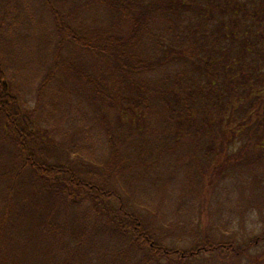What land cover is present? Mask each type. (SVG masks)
<instances>
[{
  "label": "trees",
  "instance_id": "trees-1",
  "mask_svg": "<svg viewBox=\"0 0 264 264\" xmlns=\"http://www.w3.org/2000/svg\"><path fill=\"white\" fill-rule=\"evenodd\" d=\"M35 1L46 16L39 17L45 31L37 33L50 63L28 102L12 75L9 82L3 53L15 15L0 27V264H186L225 250L240 255L234 242L207 237L187 249L166 246L168 235L136 199L127 202L123 185L147 164L120 153L131 144L152 165L167 138L176 146L190 138L192 158L203 140L207 182L227 155L251 160L248 154L258 148L264 163V136L251 123L256 108L264 111V0ZM12 7L25 8L11 6V16ZM160 19L169 38L154 28ZM31 35L37 37L35 28ZM177 56L179 72L169 66ZM37 75L31 70L27 82L33 85ZM51 81L57 93H90L122 113L107 119L99 104L92 119L111 149L103 165L80 154L88 140H73L67 150L68 137L55 140L39 129L36 105ZM47 121L57 131V119ZM153 135L161 140L154 157Z\"/></svg>",
  "mask_w": 264,
  "mask_h": 264
},
{
  "label": "rangeland",
  "instance_id": "rangeland-1",
  "mask_svg": "<svg viewBox=\"0 0 264 264\" xmlns=\"http://www.w3.org/2000/svg\"><path fill=\"white\" fill-rule=\"evenodd\" d=\"M27 1L0 0V27L3 23V25H8L5 22L12 21L15 15V23L10 24V31L4 37L6 40H2V46L5 49L3 53L4 57L6 54V59L10 64V69L7 71L8 80L12 75L10 80H13L12 83H18L17 85L23 91L21 92L23 97L28 102V99L36 94L46 65L50 63L47 59L50 56L45 54L44 43L37 33L40 29L44 31L46 29V25L39 20L40 16L41 18L46 17L45 13L40 10L35 0H29V3ZM25 2L27 4L23 6ZM17 4L25 8L20 9L19 7L13 10L12 7L11 16L8 11L11 6L15 7ZM87 14L93 15V11H88ZM38 20L40 24H34ZM154 25L163 38H169L165 20H156ZM32 28H35V34H37L35 39L31 35ZM151 28L153 29V23ZM179 59L178 56L174 58L173 63L169 65L170 70L179 72ZM79 61H86V58L79 57ZM31 70L39 74L33 85L26 80ZM56 85L55 82H52L50 86L46 85L36 105L35 119L39 120L37 124L39 129L42 132L48 130L55 140H59L63 135L68 137L67 144L64 146L67 150L73 140L79 143L88 140L84 141L88 145L85 146L83 152L79 150L80 154L86 152L91 159L103 165L111 149L106 135L98 134L100 131L96 130L92 119L99 117L97 115L99 104L102 105L107 119H120L122 113L114 108L107 109L105 104L98 102L99 100L90 93L89 95L80 90L67 91L65 94L57 93ZM89 96L97 102L90 100ZM24 104L25 108H28V103ZM53 107H55L54 110ZM232 111L237 117L240 116L238 107ZM47 119H57V131L51 128L53 122ZM233 121L235 122V119ZM109 122L112 128L117 127V123L110 120ZM162 123L165 127V121ZM251 123L256 125L254 129L256 134L264 136V111L262 109L256 108V114L252 117ZM258 124H260L259 128ZM261 125H263L262 128ZM84 134L92 136L93 139L85 138ZM149 138L152 139L150 142L153 147L151 156L154 157L155 147L161 140L154 135ZM247 139L250 141L249 138ZM167 140L163 143L164 151L158 159L159 163L152 165L148 163L150 160L148 154L146 156L136 152L131 144L122 146L120 154L127 155L125 159L128 158V154L141 156L148 169L139 176L132 175L123 180V185L130 194L127 202L136 199L135 201L140 203L138 207L143 205L144 213L145 211L152 213L150 220L158 224L168 235L166 246L187 249L199 239L207 237L216 241L234 242L236 247L240 246L243 249L236 257L229 254V250H225L222 253L195 257L186 264H264V163H260L261 160L257 159L260 149L251 150L248 154L251 160L227 155L224 157L225 166L217 171L212 181L207 182L202 177L203 171L200 167L210 159V156L204 155L203 140L197 141L198 148L194 149V158L188 151L192 145L190 138L179 141L177 146L175 142H167ZM218 141L219 138L215 143L217 144ZM236 147L240 145L236 144L234 149ZM227 150L232 151L229 148ZM68 155L70 156V152ZM220 161L218 160L217 163ZM144 205L147 209H144Z\"/></svg>",
  "mask_w": 264,
  "mask_h": 264
}]
</instances>
